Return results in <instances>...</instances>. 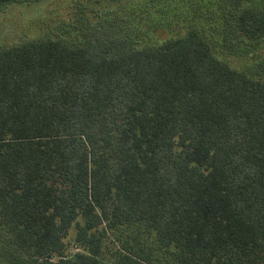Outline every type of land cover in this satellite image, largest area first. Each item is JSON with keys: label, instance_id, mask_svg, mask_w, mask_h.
<instances>
[{"label": "trees", "instance_id": "16d2710c", "mask_svg": "<svg viewBox=\"0 0 264 264\" xmlns=\"http://www.w3.org/2000/svg\"><path fill=\"white\" fill-rule=\"evenodd\" d=\"M142 4L0 49V264H264V0Z\"/></svg>", "mask_w": 264, "mask_h": 264}, {"label": "rangeland", "instance_id": "374dc122", "mask_svg": "<svg viewBox=\"0 0 264 264\" xmlns=\"http://www.w3.org/2000/svg\"><path fill=\"white\" fill-rule=\"evenodd\" d=\"M142 1L144 0H41L36 3L0 6V49L56 36L68 43L78 44V34L68 31L71 25L81 21L86 29H91L99 27L102 20L113 19L114 15H119L124 24H131L133 20L127 17L136 15L138 6L144 5ZM131 11L132 14H129ZM81 23L79 24L82 25ZM245 47L247 48V44ZM251 50V58L244 50H238L232 56L228 54L225 62L251 77L264 80V41ZM73 238L74 234L70 231L65 239L70 254L76 250ZM105 247L107 255L110 248H113L111 241L106 240Z\"/></svg>", "mask_w": 264, "mask_h": 264}]
</instances>
